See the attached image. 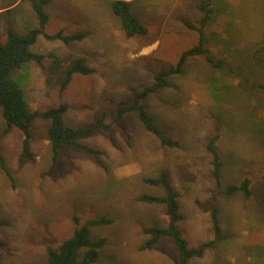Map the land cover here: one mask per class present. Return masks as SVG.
Returning a JSON list of instances; mask_svg holds the SVG:
<instances>
[{
    "label": "rangeland",
    "instance_id": "rangeland-1",
    "mask_svg": "<svg viewBox=\"0 0 264 264\" xmlns=\"http://www.w3.org/2000/svg\"><path fill=\"white\" fill-rule=\"evenodd\" d=\"M130 1L145 34L127 37L111 0L46 5L48 33L83 37L66 43L39 34L31 49L55 52L65 65L71 56H83L94 72L75 73L62 93L35 61L16 77L33 110L64 103L69 126L91 127L104 115L110 128L79 139L100 150L104 165L71 145L54 165L51 121L42 116L31 126L34 156L21 161L23 133L17 127L5 133L0 107V152L12 174L0 164V264H48L49 246H59L77 226L104 217L109 222L90 226L93 240L106 239L95 264H181L171 236L141 248L151 237L146 227L169 224L166 204L139 199L166 194L162 185L145 180L163 171L180 193L184 217L179 228L190 248L214 237L209 207L215 204L219 211L222 236L214 247L191 257L190 264H264V88L256 87L264 85V67L254 58L264 46V9L257 0H243L238 12L213 11L205 28L206 47L223 66L215 67L203 55L190 56L181 73L169 75L167 86L144 99L156 124L179 142L170 147L146 129L138 111L117 115L136 92L154 84L158 73L176 67L184 51L199 45V33L186 21L197 23L202 13L198 0ZM36 26L39 19L30 1L0 0V43L9 27L24 33ZM213 137L223 163L221 187L207 149ZM246 177L252 180L250 197L225 193L227 184Z\"/></svg>",
    "mask_w": 264,
    "mask_h": 264
},
{
    "label": "trees",
    "instance_id": "trees-1",
    "mask_svg": "<svg viewBox=\"0 0 264 264\" xmlns=\"http://www.w3.org/2000/svg\"><path fill=\"white\" fill-rule=\"evenodd\" d=\"M30 1L34 12L39 19V26L29 28L26 32L20 33L15 28L9 27L7 30V39L0 43V107L3 117L6 121L5 133L13 128H19L23 133V152L21 161L33 158L31 139V126L37 116H42L51 121L48 129V139L52 146L54 165L57 162L65 146L71 145L82 148L85 151L96 156L97 161L104 165L100 157V150L92 146L83 144L80 138L93 134L98 129H108L110 124L105 123L104 115L98 119L97 124L91 127L75 128L65 123L64 114L67 106L60 103L57 107L48 108L42 111L33 110L25 90L16 77L17 71L35 61L47 69L50 79L54 80L62 93L70 84L75 73L90 74L94 72L93 67L87 63L83 56L72 57L65 65L64 59L55 52L43 54L34 52L31 46L36 43L39 34H44L49 40H62L69 43L83 37L82 34L66 35L64 31L57 33H48L46 25L49 16L46 13V5L55 0H28ZM112 11L121 19L123 30L127 37H133L147 32L146 26L135 14L130 0H111ZM213 0H203L199 9L202 16L197 23L186 21L187 26L197 31L200 37L199 45H196L183 52L176 67L162 71L155 76V82L151 86L145 87L142 91L135 93L134 101L131 104L122 106L117 115L120 119L131 110L138 111L139 118L144 123L146 129L155 134L163 143L170 147H178L179 142L162 130L155 122L153 115L146 109L144 99L151 93L158 91L169 84L168 76L174 73H181L186 60L190 56L203 55L207 61L215 67H222V60H217L214 54L206 47L205 28L213 16ZM255 62L264 67V46L254 52ZM257 88L263 89V84H256ZM217 137L208 141L207 149L212 154L213 177L218 187L222 186L221 168L222 161L218 152ZM1 168L9 175L5 157L0 152ZM12 178V177H11ZM147 183L162 185L166 194L164 196L142 194L139 199L146 202H160L166 204V214L169 216V224L165 227L152 225L144 230L151 237L142 245V249L152 248L164 236H171L177 244L180 253L181 264H190L189 259L193 256H200L207 248L214 247L221 234V224L218 208L210 206L213 221L214 237L199 245L198 248H190L187 239L183 236L179 221L184 217L181 212L180 193L174 189L169 181L167 172L163 171L158 177H149L145 179ZM252 180L250 177L244 178L239 184L229 183L225 187V193L232 195L237 192L250 197L253 194ZM79 224V218L75 217ZM109 222L107 218L92 220L81 226H77L74 234L62 242L59 246H49L47 248L48 264H95L99 257V250L106 242L105 238L93 240L91 238L90 226L95 223Z\"/></svg>",
    "mask_w": 264,
    "mask_h": 264
},
{
    "label": "crops",
    "instance_id": "crops-1",
    "mask_svg": "<svg viewBox=\"0 0 264 264\" xmlns=\"http://www.w3.org/2000/svg\"><path fill=\"white\" fill-rule=\"evenodd\" d=\"M172 1H174V0H172ZM177 1L179 2V4H183V1L184 0H177ZM199 1L200 0H198V3H199ZM202 1L203 0H201V2ZM215 1L216 0H213V2H212L213 11H216V10L218 11L219 10L222 13H224V11H236V12H238L237 9L238 8L239 9H242L241 6H242V4H244V1L243 0H237V1H235V0H227V1L226 0H218L219 2H218V5L216 6L215 5ZM252 2H254V1L253 0H248V4H250ZM198 3H197V6L199 8V5L200 4H198ZM257 3H258V6L260 8H263L264 9V0H257ZM215 6H216V8L214 9Z\"/></svg>",
    "mask_w": 264,
    "mask_h": 264
}]
</instances>
